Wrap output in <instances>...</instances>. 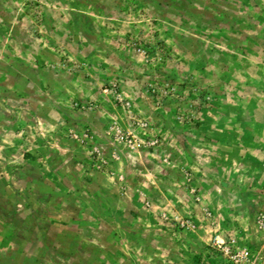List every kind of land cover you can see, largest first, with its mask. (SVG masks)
<instances>
[{"label":"rangeland","instance_id":"obj_1","mask_svg":"<svg viewBox=\"0 0 264 264\" xmlns=\"http://www.w3.org/2000/svg\"><path fill=\"white\" fill-rule=\"evenodd\" d=\"M0 264H264V0H0Z\"/></svg>","mask_w":264,"mask_h":264},{"label":"crops","instance_id":"obj_2","mask_svg":"<svg viewBox=\"0 0 264 264\" xmlns=\"http://www.w3.org/2000/svg\"><path fill=\"white\" fill-rule=\"evenodd\" d=\"M26 155H28V154H26ZM98 176H99V174H98ZM93 177L95 178V175L93 174Z\"/></svg>","mask_w":264,"mask_h":264}]
</instances>
